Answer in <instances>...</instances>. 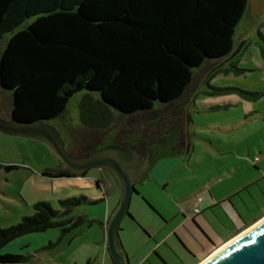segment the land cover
Here are the masks:
<instances>
[{"label":"trees","instance_id":"16d2710c","mask_svg":"<svg viewBox=\"0 0 264 264\" xmlns=\"http://www.w3.org/2000/svg\"><path fill=\"white\" fill-rule=\"evenodd\" d=\"M247 2L0 0V39L10 34L0 51V83L11 94V114L30 121L60 118L70 98L81 90L97 92L102 103L123 115L149 113L157 102L175 107L191 101L193 97L188 93L196 87L197 79L202 80L209 94L256 96L257 91L210 82L218 73L239 75L245 71L234 61L241 51L227 58L237 45L235 31ZM258 35L264 58V34ZM223 63L229 66L223 67ZM91 100L87 96L80 103L81 120L88 126H101V122L95 124L84 114ZM176 114L165 120V140L179 144ZM140 135L127 141L113 139L112 143L136 150ZM102 139L98 137L77 155L97 149ZM15 167L5 165L7 170ZM42 175L74 176L65 170H44ZM96 185L103 189L99 180ZM85 201L82 196L62 199L61 212L46 201L35 203L33 214L0 227V248L28 233L56 227L66 232L90 224L84 215L57 218ZM118 248L123 252L120 243ZM28 257L0 253V264L26 262Z\"/></svg>","mask_w":264,"mask_h":264},{"label":"rangeland","instance_id":"374dc122","mask_svg":"<svg viewBox=\"0 0 264 264\" xmlns=\"http://www.w3.org/2000/svg\"><path fill=\"white\" fill-rule=\"evenodd\" d=\"M256 4L249 5L236 28L235 38L241 40L239 43L245 36L252 42L260 40L259 32L264 34V0H258ZM9 37L10 34H6L0 39V51ZM239 78L245 85L264 81L263 77L251 73ZM195 85L196 89L201 88L202 80L197 79ZM87 96L92 100L86 109L83 108L85 116L95 124L101 122L103 125L88 126L82 122L80 103ZM11 108V94L0 86V116H9ZM173 112L177 113L175 123L180 126V137L177 138L179 144L166 139L158 145L161 157L159 162H165L155 166L154 171H144L136 180L134 186L137 192L131 196L129 214L120 223L119 242L128 264H193L197 260L173 243L172 240H176L174 236V239L166 240L159 247L153 246L171 226L166 222L167 219L176 213L179 218L182 213L178 210L181 211L182 204L194 193L201 189H224L237 181V178L229 181L215 179V176L224 170V163L233 166L232 162L240 164L244 161L246 154L243 152L248 145L255 147L264 144V118L244 120L242 114L245 111L240 104L227 109L198 111L193 105L188 109L186 103L168 107L158 102L154 104L153 112L123 115L102 103L97 92L81 90L70 98L60 118L48 120L61 133L66 149L79 156L77 154L81 149L93 144L98 137L103 138L98 145L101 147L117 138L127 141L137 133L141 134L142 140L146 136H153L144 134L142 126L157 130L153 119L155 115L165 114L164 117L170 119ZM163 122L167 130L168 121ZM235 122L240 124L236 128H228V123ZM218 125H227L228 130ZM209 138L216 141L210 143ZM59 162V158L42 141L0 133V227L20 221L23 215L33 214V206L39 201H46L54 210L61 212L60 200L81 196L85 197V202L57 218L84 215L91 221L90 224L66 232L56 227L11 240L0 248V253H21L29 257L26 262L10 264H99L97 257L101 258L105 249L108 254L105 213L109 209L110 216L119 202L120 191L115 178L100 167H92L77 176L42 175L44 170H60ZM8 164L17 167L7 170L5 165ZM246 174L245 171L244 176ZM97 180L103 189L96 185ZM256 221L238 230L232 238ZM219 246L207 250L202 259Z\"/></svg>","mask_w":264,"mask_h":264},{"label":"crops","instance_id":"0c3cea01","mask_svg":"<svg viewBox=\"0 0 264 264\" xmlns=\"http://www.w3.org/2000/svg\"><path fill=\"white\" fill-rule=\"evenodd\" d=\"M257 1L248 0L246 10H248L249 5H254ZM256 6L258 7L257 4ZM258 11L259 7L256 12ZM242 40L245 44L234 61L236 66L245 71L239 75L232 72L228 74L218 73L210 82L215 85L233 84L247 90L257 91L258 94L251 97L239 94L240 98L237 92L209 94L203 83L201 88L197 87L198 91H196V87L190 91L189 95L193 99L186 103L188 109L192 105L198 111L214 108L227 109L230 106L240 104L243 106V111H245L242 114L244 120L264 118V81L255 82L253 85H245L242 83V79L239 78L247 73L264 78V58L260 51L261 42L260 40L250 42L247 36ZM239 41L241 40L235 38V44ZM222 66L228 67L229 65L223 63ZM228 124V128L233 129L240 123ZM219 126L223 130H228L227 125ZM262 136L264 138V134ZM215 141L216 139L209 138L210 143ZM225 144L228 145V143ZM243 153L246 154V158L250 157V159L245 158L240 164L232 162L233 166L224 163V170L222 169L223 171L215 176V179L221 178L232 181L237 178V181L224 189H213V191L212 188L209 191L201 189L199 192L194 193L190 199L182 204L181 211L178 210L179 213H182L179 218H177L176 213V215H171L169 220L167 219L166 222L171 226L160 237L159 241L155 242L153 248L159 247L161 243L168 239H174V236L176 240H172L173 243L175 242L184 251L190 253L191 258H197L193 264H198L207 250L219 246L223 242H228L227 240H230L238 230L264 216V144H258L255 147L248 145ZM160 158L158 157L154 163L152 161L145 171L149 172L151 169L154 171L155 166L165 162H159ZM245 171L247 172L246 176H244ZM108 210L105 213V222L109 218ZM97 258L99 264H113L106 249L101 258L99 256Z\"/></svg>","mask_w":264,"mask_h":264},{"label":"water","instance_id":"95a60500","mask_svg":"<svg viewBox=\"0 0 264 264\" xmlns=\"http://www.w3.org/2000/svg\"><path fill=\"white\" fill-rule=\"evenodd\" d=\"M243 44L244 41L238 43L227 60L235 57ZM0 133L42 141L62 162V170L71 175L84 174L92 167H100L112 174L118 184L120 197L116 209L106 222L107 250L113 264H128L126 256L118 248V232L122 219L129 214L131 196L137 192L134 184L148 160L147 151L139 156L129 146L110 143L85 155H72L67 151L61 133L48 120H19L12 114L0 116ZM199 264H264V216Z\"/></svg>","mask_w":264,"mask_h":264},{"label":"flooded vegetation","instance_id":"af4514ba","mask_svg":"<svg viewBox=\"0 0 264 264\" xmlns=\"http://www.w3.org/2000/svg\"><path fill=\"white\" fill-rule=\"evenodd\" d=\"M167 113V112H166ZM165 114L163 115H155L154 118V123L157 126V130L155 128H148V126H142L144 134H153V136H146L141 142L135 145V151L139 154V156H143L145 152L147 151L148 153V160L143 164L142 166V171L141 174L145 171L146 167L153 161L160 157V151L158 148V145L162 143L165 140L166 137V129L164 128V122L166 118L164 117ZM163 117V119H162ZM153 123V122H152ZM153 130H155V133H153ZM143 134V133H142ZM62 162H59V168L62 170ZM141 174L136 178V180L141 176ZM135 180V182H136ZM164 259V258H163ZM165 261V259H164Z\"/></svg>","mask_w":264,"mask_h":264},{"label":"bare ground","instance_id":"6f19581e","mask_svg":"<svg viewBox=\"0 0 264 264\" xmlns=\"http://www.w3.org/2000/svg\"><path fill=\"white\" fill-rule=\"evenodd\" d=\"M248 228H249V227H248ZM245 230H246V229H245ZM245 230H243L242 232H244ZM242 232H240L239 234H241ZM239 234H238V235H239ZM238 235H236L235 237H237ZM235 237H233V238H235ZM233 238H232V239H233ZM232 239H230L228 242H226L225 244H223L222 246H220L219 248H217V249H216L214 252H212L210 255H212V254H214L215 252L221 250V249H222L226 244H228ZM210 255H209V256H210ZM205 259H206V258H205ZM202 261H203V260H202ZM199 263H200V262H199ZM199 263H198V264H199Z\"/></svg>","mask_w":264,"mask_h":264}]
</instances>
